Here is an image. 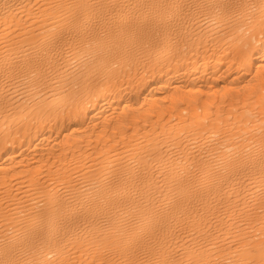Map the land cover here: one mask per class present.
I'll list each match as a JSON object with an SVG mask.
<instances>
[{
  "label": "bare ground",
  "instance_id": "bare-ground-1",
  "mask_svg": "<svg viewBox=\"0 0 264 264\" xmlns=\"http://www.w3.org/2000/svg\"><path fill=\"white\" fill-rule=\"evenodd\" d=\"M0 264H264V0H0Z\"/></svg>",
  "mask_w": 264,
  "mask_h": 264
}]
</instances>
